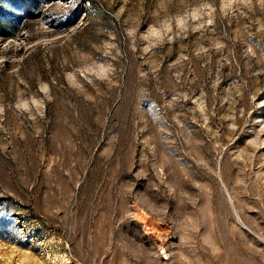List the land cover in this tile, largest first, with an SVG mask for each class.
Segmentation results:
<instances>
[{"label":"rangeland","instance_id":"1","mask_svg":"<svg viewBox=\"0 0 264 264\" xmlns=\"http://www.w3.org/2000/svg\"><path fill=\"white\" fill-rule=\"evenodd\" d=\"M0 264H264V0H0Z\"/></svg>","mask_w":264,"mask_h":264},{"label":"trees","instance_id":"2","mask_svg":"<svg viewBox=\"0 0 264 264\" xmlns=\"http://www.w3.org/2000/svg\"><path fill=\"white\" fill-rule=\"evenodd\" d=\"M3 33V32H2Z\"/></svg>","mask_w":264,"mask_h":264}]
</instances>
